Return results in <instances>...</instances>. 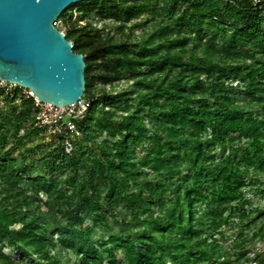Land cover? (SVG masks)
Here are the masks:
<instances>
[{"label": "trees", "instance_id": "16d2710c", "mask_svg": "<svg viewBox=\"0 0 264 264\" xmlns=\"http://www.w3.org/2000/svg\"><path fill=\"white\" fill-rule=\"evenodd\" d=\"M59 20L95 101L72 153L33 98L0 108V264H264V1L85 0Z\"/></svg>", "mask_w": 264, "mask_h": 264}, {"label": "water", "instance_id": "95a60500", "mask_svg": "<svg viewBox=\"0 0 264 264\" xmlns=\"http://www.w3.org/2000/svg\"><path fill=\"white\" fill-rule=\"evenodd\" d=\"M85 0H0V78L60 108L86 92V61L54 24Z\"/></svg>", "mask_w": 264, "mask_h": 264}, {"label": "built area", "instance_id": "2783aa9c", "mask_svg": "<svg viewBox=\"0 0 264 264\" xmlns=\"http://www.w3.org/2000/svg\"><path fill=\"white\" fill-rule=\"evenodd\" d=\"M252 1L255 6H259L264 0ZM60 23L61 20H58L54 25L58 27ZM60 31L66 33L65 30ZM19 97L35 100L37 126L44 131L49 141L55 142L60 138L63 139L66 152L72 153L74 139L82 135L77 122L87 117L95 99L84 94L78 102L60 108L52 103L41 101L31 93V89L0 78V108L6 107L8 99Z\"/></svg>", "mask_w": 264, "mask_h": 264}, {"label": "rangeland", "instance_id": "374dc122", "mask_svg": "<svg viewBox=\"0 0 264 264\" xmlns=\"http://www.w3.org/2000/svg\"><path fill=\"white\" fill-rule=\"evenodd\" d=\"M67 17H68V20L70 18H73V20H77L79 23H83V24H85L89 21L88 19H86L84 17V12L80 11L77 8L72 10V11H69ZM145 18H146L145 16H141L132 22V25H133L134 31H135V35L137 37H140L143 33V30L145 29L143 26L145 24ZM92 21L96 24H99L103 31H105V29L108 26L109 27L112 26V24L115 22L113 18L108 19L106 16H99L98 18H92ZM58 28L60 30L67 31V28L64 24V21H61ZM126 86H128L126 83H122L121 85L118 86V88L115 89V92L118 93V92L123 91L124 89L127 88ZM248 197L250 199V202L253 205V208L258 211L257 215H259L260 217L263 216V213H264V195H262L260 192H258L257 194H254L253 192L249 191ZM238 231L239 230H236L234 232H230L229 234L231 235L233 233H237ZM230 244H231V241L228 240L227 246L229 247ZM258 246H260V247L263 246V243H259ZM6 251L8 253H13V255H16L15 252H11L10 250H6ZM252 257H253V255H252ZM16 258H18L17 255H16Z\"/></svg>", "mask_w": 264, "mask_h": 264}]
</instances>
